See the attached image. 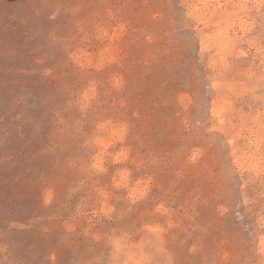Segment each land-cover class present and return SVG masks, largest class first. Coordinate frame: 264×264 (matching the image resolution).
<instances>
[{"label": "rangeland", "instance_id": "374dc122", "mask_svg": "<svg viewBox=\"0 0 264 264\" xmlns=\"http://www.w3.org/2000/svg\"><path fill=\"white\" fill-rule=\"evenodd\" d=\"M0 264H264V0H0Z\"/></svg>", "mask_w": 264, "mask_h": 264}]
</instances>
